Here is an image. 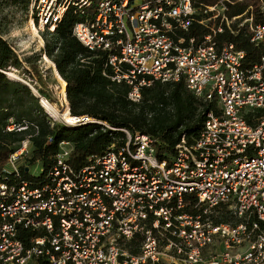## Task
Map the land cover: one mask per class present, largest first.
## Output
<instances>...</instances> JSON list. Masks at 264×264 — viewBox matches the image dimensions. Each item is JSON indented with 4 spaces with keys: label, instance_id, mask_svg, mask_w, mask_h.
Segmentation results:
<instances>
[{
    "label": "built area",
    "instance_id": "1",
    "mask_svg": "<svg viewBox=\"0 0 264 264\" xmlns=\"http://www.w3.org/2000/svg\"><path fill=\"white\" fill-rule=\"evenodd\" d=\"M196 1L30 0L40 31H53L74 7L83 19L73 34L109 52L113 79L131 86L132 101L154 81L184 80L212 107L200 134L191 143L182 137L166 159L155 138L123 129L124 145L81 168L63 141L54 165L28 179L24 140L0 159V264H264V0H256L258 22L252 5L229 18L236 0ZM240 17L263 51L255 62L217 39ZM194 22L208 33L187 38ZM26 127L10 117L6 129ZM223 207L242 220L216 222ZM134 238L137 254L125 246ZM216 241L223 250L206 256Z\"/></svg>",
    "mask_w": 264,
    "mask_h": 264
},
{
    "label": "trees",
    "instance_id": "2",
    "mask_svg": "<svg viewBox=\"0 0 264 264\" xmlns=\"http://www.w3.org/2000/svg\"><path fill=\"white\" fill-rule=\"evenodd\" d=\"M4 1L25 6L30 4V0H0V6ZM250 5L256 3L236 0L229 5L227 16L232 18L240 15ZM249 14L248 11L247 16ZM253 14L254 21L258 22V11L255 10ZM82 19L74 7H69L53 31L44 30L41 41L45 44L41 51L24 60L29 65L25 71L31 80L35 78L32 71H40L37 61L43 54L52 60L59 76L67 84L70 115L80 119L74 125L53 118L42 105L41 96L34 93L30 84L9 75L12 68L20 69L23 66V60L4 38L0 27V159L5 163L8 156L18 150L24 140L29 139L31 155H27L20 166L25 178L46 173L54 165L63 141L69 142L73 148L70 163L81 168L88 163L90 156L103 154L113 144L116 147L124 145L127 136L123 129L133 135L144 133L155 138L157 156L160 159L170 158L175 154L182 137L191 143L200 134L206 112L212 107V103L198 99L184 80L154 81L142 88L140 101H132L129 98L131 86L124 79H113L116 73L108 63L109 52L91 51L73 34L74 24ZM239 21L231 25L232 29L225 27L223 32L218 33L217 39L220 44L234 43L255 62L263 51L250 42L249 31L246 27L240 28ZM32 26L39 34L33 22ZM208 31V28L194 22L185 35L187 38H201ZM40 93L46 96L42 90ZM45 99L50 100L48 96ZM10 117L27 127L7 131ZM82 118L89 120L82 121ZM33 164L40 167V174L31 173L30 165ZM219 210L212 215L216 222L236 224L242 220L226 207ZM140 240L131 239L125 246L131 253L137 254Z\"/></svg>",
    "mask_w": 264,
    "mask_h": 264
},
{
    "label": "rangeland",
    "instance_id": "3",
    "mask_svg": "<svg viewBox=\"0 0 264 264\" xmlns=\"http://www.w3.org/2000/svg\"><path fill=\"white\" fill-rule=\"evenodd\" d=\"M249 2L256 3V0H249ZM252 9L255 11L256 5H252ZM237 19H241L240 23H246L245 17H240ZM32 22L33 20L31 17L30 5L25 6L22 4H13L9 1L2 2L0 6V27L2 29V33L4 35V38L11 43L19 57L23 60V66L20 69L12 68L9 71V75L12 78L22 79L23 81L30 84L34 93L41 97L44 96L42 93H40V90H42L43 93L50 98V100L48 101L47 99H45L46 96L41 99L48 101L49 103L56 106L60 110V112L64 113L67 111L70 114L69 102L66 98V93L65 97L62 96V82L57 77L53 63L51 62L52 60L47 55L43 54L41 56V59L37 61V64L40 66V71H32L35 75V78L33 80L29 78V75L25 71V69H28L29 67L28 63L24 61L25 58L30 55L39 53L45 44L41 41V37L43 38L44 30L40 31L35 22H33L39 32L38 34L36 30L33 29ZM32 81L34 82L32 83ZM55 119L60 122H65L62 118ZM21 146H23V143L21 144ZM28 150V156H30V144L28 146ZM24 160L21 159L22 162ZM30 166L32 174H40L41 169L39 166H36L34 164ZM228 210H230V208ZM222 250V243L216 241L215 244L205 252V255L209 256L214 253H219Z\"/></svg>",
    "mask_w": 264,
    "mask_h": 264
},
{
    "label": "bare ground",
    "instance_id": "4",
    "mask_svg": "<svg viewBox=\"0 0 264 264\" xmlns=\"http://www.w3.org/2000/svg\"><path fill=\"white\" fill-rule=\"evenodd\" d=\"M53 66H54V70H55V73H56L57 77L62 82V85H63L62 96L65 97L67 84L59 76L54 64H53ZM43 102H44L43 104H44L45 109L50 113V115L52 117L62 118L66 123H68L70 125L77 124L80 121V119L71 116L67 111L64 112V113L60 112V110L56 106H54L53 104L49 103L48 101L43 100Z\"/></svg>",
    "mask_w": 264,
    "mask_h": 264
},
{
    "label": "water",
    "instance_id": "5",
    "mask_svg": "<svg viewBox=\"0 0 264 264\" xmlns=\"http://www.w3.org/2000/svg\"><path fill=\"white\" fill-rule=\"evenodd\" d=\"M67 90V89H66ZM41 98H43V97H41ZM66 98H67V93H66ZM41 103H42V105L44 106V102H43V99H41Z\"/></svg>",
    "mask_w": 264,
    "mask_h": 264
}]
</instances>
